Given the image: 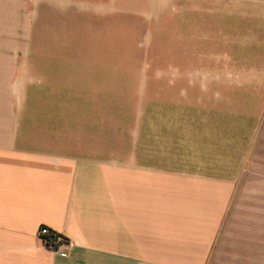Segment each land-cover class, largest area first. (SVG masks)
Instances as JSON below:
<instances>
[{
	"label": "crops",
	"instance_id": "crops-1",
	"mask_svg": "<svg viewBox=\"0 0 264 264\" xmlns=\"http://www.w3.org/2000/svg\"><path fill=\"white\" fill-rule=\"evenodd\" d=\"M12 2L0 0L1 13ZM64 2L83 9L68 33L62 28L61 55L45 56L48 70L112 67L113 17L121 26L125 8L117 4L129 1ZM159 5L154 20H167L173 66L202 73L176 82L199 83L201 94L217 84L220 99L264 101V0ZM73 28L74 41L88 35L100 45L70 47ZM12 51L0 43V264H264V171L221 170L256 163V113L179 93L165 124L145 109L134 127L114 125L107 76L86 82L98 91H82L74 77L60 97L48 77L33 83L18 75ZM93 101L98 115L86 116ZM225 115L251 120L241 143L226 144ZM42 225L64 239L57 249L43 244Z\"/></svg>",
	"mask_w": 264,
	"mask_h": 264
},
{
	"label": "rangeland",
	"instance_id": "rangeland-1",
	"mask_svg": "<svg viewBox=\"0 0 264 264\" xmlns=\"http://www.w3.org/2000/svg\"><path fill=\"white\" fill-rule=\"evenodd\" d=\"M128 1L126 5L117 4L125 8L122 11L124 15L120 16L124 17L123 24L119 26L120 22L116 20L119 14L114 15L110 55L112 67L106 69L84 66L78 68L64 64L65 67L58 68V70L53 68L49 71L46 67L45 56L47 54L60 56L62 53V47H60L62 28L64 27L68 33L73 27L71 18L73 15H79L83 9L80 5L63 3V0H14L9 4L8 13L7 11L1 13L3 5L0 4V43L16 47V51L11 52V59L15 57L18 75L27 77L26 81L29 79L33 83H38L42 77H48L50 86L59 93L60 97L63 93L69 92V87L73 85L72 82L76 81L74 77L80 80L82 91L88 89L98 91L86 82L103 81L104 79L100 77L107 76L106 79L109 82L106 85L107 91L111 93L107 104L111 103V106L106 107V112L114 125L124 124L129 128L134 127L137 122L136 118L145 109L149 115L153 111H155L154 114L160 113V123L165 124L170 108H175L170 101L178 98L179 93H182V98L187 99H194L197 96L198 99L206 100L209 106L221 107L230 111L254 112L257 115L256 163L250 165L226 163L221 165V170L226 173L244 171L249 166V170L264 171V101L242 98L220 99L221 94H218L217 84L207 85L209 91L201 94L206 88L199 83L176 82L180 76L192 74L200 77L202 73L199 67L191 69L173 66L175 64L174 55L177 53L168 50L171 45L167 20L166 23L159 22L158 19L154 20L155 15L161 11L159 5L161 0ZM88 24V21L80 23L81 30H88ZM2 29L6 32H2ZM74 31L73 28L70 47H75L77 51L81 43L88 47L85 49L87 52L94 51L95 44L100 45V41L91 40L88 35H80V41L83 38L81 43L74 41ZM69 37L65 36L66 39ZM180 55L181 63H184V53ZM195 55V59H199L200 53H194ZM92 74H97L96 77L99 80L90 78ZM33 85L40 86V84ZM100 86L96 84V87ZM185 90L190 95L184 96ZM32 91L40 92L41 89L34 87ZM97 112L94 101L91 110L85 109L86 116H96ZM151 117L149 116L150 119ZM224 119L226 144L241 143L244 140L242 139L243 133L252 125L251 120L247 117L232 115H225ZM217 123L218 118L210 116V127ZM212 134L210 129V136ZM233 135L237 137L236 140L231 138ZM216 166L203 164L200 168L207 167L208 171L220 170V166L217 168Z\"/></svg>",
	"mask_w": 264,
	"mask_h": 264
},
{
	"label": "built area",
	"instance_id": "built-area-1",
	"mask_svg": "<svg viewBox=\"0 0 264 264\" xmlns=\"http://www.w3.org/2000/svg\"><path fill=\"white\" fill-rule=\"evenodd\" d=\"M38 235L43 244L51 250L57 249L64 241L60 235L43 225L38 228Z\"/></svg>",
	"mask_w": 264,
	"mask_h": 264
}]
</instances>
